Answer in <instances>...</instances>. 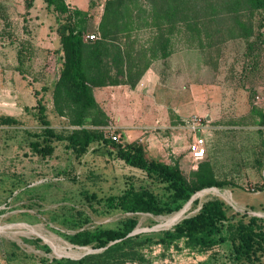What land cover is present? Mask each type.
<instances>
[{"label":"rangeland","instance_id":"1","mask_svg":"<svg viewBox=\"0 0 264 264\" xmlns=\"http://www.w3.org/2000/svg\"><path fill=\"white\" fill-rule=\"evenodd\" d=\"M25 1L0 0V116L16 120L0 123V264H54V258L101 252L103 248L76 245L68 237L79 230L115 228L127 217L138 220L136 237L93 264H250L245 258L233 259L230 242L196 249L183 239L164 245L159 238L214 197L236 218L243 213L244 220L264 217V8L242 15L251 24L246 37L212 45L204 41V47H197L180 29L171 37L169 56L152 59L145 70H155L149 86H138L139 79L134 87H92L97 107L84 127L105 137L110 127L118 140L141 142L148 157L177 164L190 181L203 163L216 180L232 184L205 188L180 209L153 215L105 205L107 196L132 186L148 187L161 202L169 200V193L157 178L110 157L103 147L92 144L76 155L66 140H54L49 155L32 149L43 127L39 98L56 132L68 134L80 126L54 109L53 88L61 62L57 13L44 0H33L31 7ZM104 1L66 0L89 14L87 39L92 33L91 40L99 37ZM152 36L150 29H139L130 40L146 46ZM118 42L126 47L128 41L120 37ZM198 119L197 127L193 120ZM194 133L206 140L198 157L186 149ZM82 191L96 195L92 206ZM259 263L264 264V253Z\"/></svg>","mask_w":264,"mask_h":264},{"label":"trees","instance_id":"2","mask_svg":"<svg viewBox=\"0 0 264 264\" xmlns=\"http://www.w3.org/2000/svg\"><path fill=\"white\" fill-rule=\"evenodd\" d=\"M32 2L26 0V7H31ZM44 2L46 7L57 13L55 31L61 62L53 88L54 109L80 128L68 134L56 132L46 116L42 98H39L38 119L43 127L37 135L40 139L31 142L36 153L41 156L51 154L54 140H66L76 155L83 154L94 144L103 147L110 157L157 178L168 190L169 200L165 202H161L144 185L129 187L119 195L104 199L109 209L118 208L122 212L171 213L202 189L232 185L216 180L207 164L203 163L198 166L195 179L190 181L177 164L170 165L148 157L141 142L114 141L100 131L83 125L91 110L97 107L93 86L128 84L134 87L152 59L169 56L171 37L180 29L188 35L190 45H193L191 41H196L197 47H204V41L212 45L222 43L227 38L250 35L251 24L242 15L264 8V0H105L98 23L99 37L95 40L84 37L89 17L86 11L72 8L66 0ZM145 28L153 33L149 44L135 46V40H130L132 32ZM120 37L127 39L126 47L118 42ZM15 121L11 116H0L1 124ZM210 190L220 192L215 188ZM81 196L90 206L96 199V195L88 191H82ZM241 216L236 218L235 214H227L223 201L214 197L202 202L195 214L163 230L159 240L169 245L183 239L185 245L196 249H210L230 242L234 260L245 258L250 264H260V257L264 253V217L252 215L244 220L246 213ZM137 222V218L127 217L115 228L79 230L68 237L71 243L103 250L80 258H54L52 262L93 264L94 260L135 238V234H128L134 230ZM41 264L52 263L44 261Z\"/></svg>","mask_w":264,"mask_h":264},{"label":"built area","instance_id":"3","mask_svg":"<svg viewBox=\"0 0 264 264\" xmlns=\"http://www.w3.org/2000/svg\"><path fill=\"white\" fill-rule=\"evenodd\" d=\"M90 39H94L95 38V34H90L87 35ZM194 125H196L198 127L199 124V119L198 120H193ZM195 127V126H194ZM108 129L110 130V134H109V138H111L114 141H118V134L117 132L113 129L108 127ZM205 137L203 134H197L194 133L192 140L187 144V152L190 156L192 157H198L199 155L202 154L203 149L205 147Z\"/></svg>","mask_w":264,"mask_h":264},{"label":"crops","instance_id":"4","mask_svg":"<svg viewBox=\"0 0 264 264\" xmlns=\"http://www.w3.org/2000/svg\"><path fill=\"white\" fill-rule=\"evenodd\" d=\"M150 71L147 70L145 73H143V75L141 76V78L139 80L138 86H139V84H145V83H147L148 86L150 85V81L152 79L151 73H153L155 75V70L153 69V67H150ZM156 83H157V81H156Z\"/></svg>","mask_w":264,"mask_h":264},{"label":"water","instance_id":"5","mask_svg":"<svg viewBox=\"0 0 264 264\" xmlns=\"http://www.w3.org/2000/svg\"><path fill=\"white\" fill-rule=\"evenodd\" d=\"M204 191V189H202V190H200V191H198V192H203ZM194 196V195H193ZM193 196L190 198V200H193ZM134 233V231H131L128 235H131V234H133Z\"/></svg>","mask_w":264,"mask_h":264}]
</instances>
